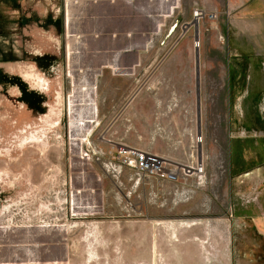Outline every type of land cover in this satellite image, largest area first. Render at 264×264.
Returning <instances> with one entry per match:
<instances>
[{"label":"rangeland","instance_id":"1","mask_svg":"<svg viewBox=\"0 0 264 264\" xmlns=\"http://www.w3.org/2000/svg\"><path fill=\"white\" fill-rule=\"evenodd\" d=\"M220 3L162 64L92 75L37 46L60 17L0 0V264H264V165L245 172L264 140V30ZM119 147L176 179L120 168Z\"/></svg>","mask_w":264,"mask_h":264},{"label":"crops","instance_id":"2","mask_svg":"<svg viewBox=\"0 0 264 264\" xmlns=\"http://www.w3.org/2000/svg\"><path fill=\"white\" fill-rule=\"evenodd\" d=\"M220 1L228 14H243L245 19L256 13L260 16L256 21L264 30V0H18V3L25 17L34 15L42 22L52 13V17L61 19L58 32L53 30L54 25L36 28L40 39L36 38L35 42L39 49L45 51L46 39L52 40L57 50L54 52L62 59L76 60L75 73L97 75L137 71L162 64L166 55L160 59L158 53L167 54L180 45L182 38L179 36L189 28L193 11L198 8L214 14L222 6ZM190 27L197 29L196 25ZM30 31L27 25L24 38L27 42L31 41ZM136 100L128 98L113 120L131 116L130 111L138 105ZM107 129L108 133L113 131L112 124L99 133ZM85 136L90 137V133H82L80 137ZM257 142L262 147L258 153L261 161L245 172L264 165V140L260 138Z\"/></svg>","mask_w":264,"mask_h":264},{"label":"built area","instance_id":"3","mask_svg":"<svg viewBox=\"0 0 264 264\" xmlns=\"http://www.w3.org/2000/svg\"><path fill=\"white\" fill-rule=\"evenodd\" d=\"M206 16V12L196 8L193 11L192 21H194L196 24ZM208 18L214 20L215 15L211 14L208 16ZM183 27L185 30V25H183ZM115 151V156L113 157L116 160L117 166L120 168L133 169L139 175L149 173L156 179L159 178L169 181L176 179L177 169L173 165L168 164L165 159L158 155L156 156L143 150L139 151L129 147H119ZM110 167H112L113 172L116 171L114 164Z\"/></svg>","mask_w":264,"mask_h":264},{"label":"bare ground","instance_id":"4","mask_svg":"<svg viewBox=\"0 0 264 264\" xmlns=\"http://www.w3.org/2000/svg\"><path fill=\"white\" fill-rule=\"evenodd\" d=\"M198 45H199V44H198V42H197V43H196V47H197ZM78 104H79V103H78ZM85 121L87 122L88 120L86 119ZM70 201H71V204L74 202L73 194H72V197H71Z\"/></svg>","mask_w":264,"mask_h":264},{"label":"trees","instance_id":"5","mask_svg":"<svg viewBox=\"0 0 264 264\" xmlns=\"http://www.w3.org/2000/svg\"><path fill=\"white\" fill-rule=\"evenodd\" d=\"M37 18V17H36ZM38 20H36V22H37ZM46 23V25H54V26H57V23L55 24V23H48L47 21L45 22Z\"/></svg>","mask_w":264,"mask_h":264},{"label":"water","instance_id":"6","mask_svg":"<svg viewBox=\"0 0 264 264\" xmlns=\"http://www.w3.org/2000/svg\"><path fill=\"white\" fill-rule=\"evenodd\" d=\"M157 65V64H156ZM196 78H197V70H196Z\"/></svg>","mask_w":264,"mask_h":264}]
</instances>
